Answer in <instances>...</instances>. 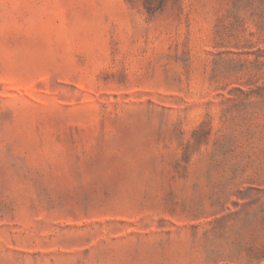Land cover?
Returning <instances> with one entry per match:
<instances>
[{
  "label": "rangeland",
  "instance_id": "rangeland-1",
  "mask_svg": "<svg viewBox=\"0 0 264 264\" xmlns=\"http://www.w3.org/2000/svg\"><path fill=\"white\" fill-rule=\"evenodd\" d=\"M0 264H264V0H0Z\"/></svg>",
  "mask_w": 264,
  "mask_h": 264
}]
</instances>
